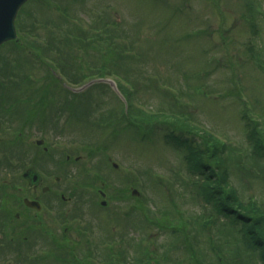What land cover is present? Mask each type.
I'll use <instances>...</instances> for the list:
<instances>
[{
  "label": "rangeland",
  "instance_id": "1",
  "mask_svg": "<svg viewBox=\"0 0 264 264\" xmlns=\"http://www.w3.org/2000/svg\"><path fill=\"white\" fill-rule=\"evenodd\" d=\"M257 1L263 12L264 0ZM47 2L55 5L52 0ZM164 2L178 6L181 12L165 10ZM238 2L217 0L220 12L211 8L209 0L68 3L71 8L65 14L77 11L86 40L94 43L89 51L78 44L67 46H72L68 49L73 52L74 64L67 78L48 73L47 66L35 57L30 73H24L14 64L16 55L8 52V46L0 47V215L14 210L15 195H23L19 192L22 165L36 163L50 173L53 196V212L41 228L35 224L30 235L24 233L17 239V235L6 234L0 239V264H86L90 259L102 264L109 255L108 244L113 245L112 251L126 246L127 253L133 254L129 243L137 239L148 248L149 257L154 256L155 249L160 252L163 244L174 239L168 236V226L159 227V222L152 225L145 214L151 216L152 211L158 220L160 211L170 214L173 208L196 218L210 213L211 205L205 204L200 192L192 190L199 173L184 161L187 149L178 148L170 139L182 130L185 134L187 127L198 126L211 140L223 142L215 155L222 168L229 171V164L237 161L239 168L250 171L234 174L230 180L240 197L264 202V166H254L242 119L247 112L264 119V13L257 21L258 33L253 34L246 22H239ZM43 4L44 0H30L20 16L26 32H30L22 38L24 58L37 48L34 35L44 34V25L58 17L57 11L51 6L47 10ZM79 8L86 9L85 13L79 14ZM31 24H37L38 29L31 31ZM195 32L204 35L186 38L187 33ZM124 55L129 57L125 59L128 67L133 66L130 72L144 76L140 82L145 86L139 88L132 106L148 112L163 107L170 119L173 114L180 115L181 126L174 124L176 119L173 130L168 127L161 132L160 126L170 123L148 120L150 124H142L138 131L127 118L122 119L130 113L120 92L124 84L107 73L111 68L114 71L113 62ZM70 74L75 78L70 79ZM107 79L114 80L119 92ZM155 81L161 88L172 87L173 93L156 94L149 86ZM14 95L31 106L22 123H17L14 113L23 105L9 104ZM30 117L34 119L26 122ZM23 122L33 123L32 129ZM41 134L50 135V157L42 156L41 148L24 145L23 139L31 142ZM56 175L63 179L55 182ZM62 194L68 202L62 200ZM64 215L75 216L71 226L64 223ZM219 220L227 223L223 217ZM207 236L202 237L203 245ZM63 237L72 243L78 239L77 246L71 251L60 249L63 244L54 241ZM209 251L205 250L206 254ZM224 253L228 261L234 257L230 251Z\"/></svg>",
  "mask_w": 264,
  "mask_h": 264
},
{
  "label": "trees",
  "instance_id": "2",
  "mask_svg": "<svg viewBox=\"0 0 264 264\" xmlns=\"http://www.w3.org/2000/svg\"><path fill=\"white\" fill-rule=\"evenodd\" d=\"M52 1L55 5H50L47 0H44L43 6L49 11L51 6L58 12V17H53L51 21L49 18L41 22L50 21L44 25L46 32L43 36L34 35L33 41L39 43V46L32 49V56L37 58L41 64H50L51 69L67 78L68 71L74 65L73 52L68 49L72 46L68 48L67 46L78 44V47L89 50V45L93 42L86 41L85 34L87 32L82 26L81 19L80 21L78 19L77 11H73L74 14L71 15L65 14L71 8L68 3H74L75 0ZM255 3L258 4V1L239 0L236 4L241 19L248 24L253 34L258 33L257 21L259 16L264 13ZM23 10L24 7L20 10L16 21L17 29L20 32V41L13 43L15 49L18 50H24L22 38H24V34L30 33L26 32V24L22 23L23 17L20 19ZM38 27L37 24H31V31L37 30ZM20 59L27 61V58L23 56H20ZM113 64L114 71L111 68L107 74H111L113 79L124 84L121 92L130 102V113L129 115L125 114L127 117L122 115V119L127 118L133 124L134 129L138 131L142 124H150L149 121L170 123V126L161 125V132L168 127L173 130L171 125L180 115L173 114L170 119V116L164 114L163 107H157L148 112L144 108L132 106V100L136 97L139 88L145 84L138 81L136 77L131 78L128 74V67L125 64L123 66L121 60L113 62ZM69 78L74 79L75 75L70 74ZM149 86L152 88L150 84ZM242 119L245 121L244 128L246 138L251 145L254 166L262 169L264 166V119L253 118L248 112L243 114ZM174 124L181 126V121L177 119ZM138 126L140 127L136 128ZM187 128L185 134L182 130L178 135H172L170 139L178 148L187 149L183 159L193 172L199 173L197 181L193 182L195 188L192 190L200 192L205 204L211 205L210 213L196 218L192 214L181 213L173 208L170 214L160 211L161 217L156 220L153 217L155 214L151 211V216L145 214V220L147 219L152 225L159 222L158 226L162 228L168 226V236L174 241L163 244L160 252L155 249V254L152 257H149L148 248H143L140 239L132 244L129 243V246L134 248L133 254L127 253L126 246L117 252L112 251L113 245L111 246L110 243L107 245L109 255L103 259L102 264H151L153 260L155 264H264V202H258L254 198L244 201L240 197L237 187L230 181L234 174L249 173V169L239 168L236 161L229 164V171L224 170L223 164L219 163L218 158L215 159L219 150L218 146L223 145V142L211 140L208 132L198 126ZM211 144H213L212 148ZM233 148L230 145V149ZM212 158L214 160L210 163L209 159ZM172 212L174 215H171ZM220 217H223L227 223H220ZM205 233H208V236L204 241L205 245H203L202 237ZM122 238L120 241L125 244L126 242ZM205 250H210V253L206 254ZM228 251L234 253L231 261L226 259L224 253ZM177 254L179 255L177 256ZM86 264H94V262L90 261Z\"/></svg>",
  "mask_w": 264,
  "mask_h": 264
},
{
  "label": "flooded vegetation",
  "instance_id": "3",
  "mask_svg": "<svg viewBox=\"0 0 264 264\" xmlns=\"http://www.w3.org/2000/svg\"><path fill=\"white\" fill-rule=\"evenodd\" d=\"M36 141L37 139L35 138L31 142L23 139L24 145L29 148L35 147L37 144ZM42 148L46 152L42 156L50 157V135L48 137L47 147ZM26 154H28V151H26ZM36 160L38 159L36 158ZM41 160L43 162L44 158ZM22 168V171L19 173V179L23 186L19 187V192L23 195H15L13 201L15 210H13L12 217L9 214L0 215V239L6 234V231H11V234L17 235L19 239L24 233L30 235L35 224L37 228H41L44 220L50 219V208L52 206H50V200L53 197L50 195V173L46 174L40 165L36 163H30V165L28 164L26 166L22 165ZM32 168L37 170L40 178L27 179L25 177V172ZM53 179L55 182H60L63 178L56 175ZM61 196L67 199L63 194ZM1 202L2 200L0 199ZM68 220L71 221L72 218ZM24 237L26 238V236ZM64 239L69 240V237L61 238L60 240Z\"/></svg>",
  "mask_w": 264,
  "mask_h": 264
},
{
  "label": "water",
  "instance_id": "4",
  "mask_svg": "<svg viewBox=\"0 0 264 264\" xmlns=\"http://www.w3.org/2000/svg\"><path fill=\"white\" fill-rule=\"evenodd\" d=\"M25 1L27 0H0V44L16 37L14 19Z\"/></svg>",
  "mask_w": 264,
  "mask_h": 264
}]
</instances>
